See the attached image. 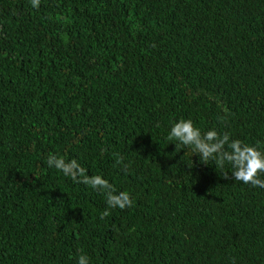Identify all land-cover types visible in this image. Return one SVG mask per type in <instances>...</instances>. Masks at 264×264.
<instances>
[{
  "label": "trees",
  "instance_id": "obj_1",
  "mask_svg": "<svg viewBox=\"0 0 264 264\" xmlns=\"http://www.w3.org/2000/svg\"><path fill=\"white\" fill-rule=\"evenodd\" d=\"M179 119L264 149V0H0V264H264V189ZM49 154L133 205L101 219Z\"/></svg>",
  "mask_w": 264,
  "mask_h": 264
},
{
  "label": "clouds",
  "instance_id": "obj_2",
  "mask_svg": "<svg viewBox=\"0 0 264 264\" xmlns=\"http://www.w3.org/2000/svg\"><path fill=\"white\" fill-rule=\"evenodd\" d=\"M29 3L31 8L39 9L41 0H29ZM167 139L175 141V149L190 148L193 155L198 157L197 164L214 165L215 168L229 166L234 181L264 189V149L259 144L249 145L239 139H232L229 134L218 133L215 128L202 133L191 119L173 122L167 132ZM46 163L48 168L55 169L63 177L89 186L94 192L106 197L107 208L102 212L101 219L109 216L111 209L124 210L134 203L129 191H118L102 175H87L85 167L77 159L66 160L63 156L49 154ZM120 163L122 161L118 159L117 164ZM224 178L229 179V175L225 174ZM77 264H90V258L80 254Z\"/></svg>",
  "mask_w": 264,
  "mask_h": 264
}]
</instances>
